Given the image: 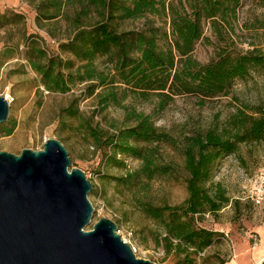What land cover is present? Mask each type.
Segmentation results:
<instances>
[{
  "label": "trees",
  "instance_id": "1",
  "mask_svg": "<svg viewBox=\"0 0 264 264\" xmlns=\"http://www.w3.org/2000/svg\"><path fill=\"white\" fill-rule=\"evenodd\" d=\"M22 1L34 9L40 28L57 19L67 22L69 34L65 40L57 39L58 53L49 51L39 36L26 39L24 59L42 89L50 94H67L84 84L82 96L93 97L96 105L93 114L116 107L124 112L126 124L105 130L93 126L91 120L80 122L77 100L73 99L59 114L60 126L66 128L68 121H78L75 130L89 140L93 150L104 154V166L123 171V176L112 179L119 187L145 189L153 182L178 179L182 171L187 191L182 204L156 206L143 197L136 200L135 207L159 226L161 232L156 233L155 243L166 254L204 252L220 235L198 228V217L215 216L230 203L222 185L212 182L213 175L219 162L237 155L240 146L264 143V102L242 104L222 127L178 139L156 127L149 115L123 102L129 97L155 99L158 111L177 97H194L203 103L229 96L236 81L264 70V52L260 50H222L206 64L192 56L202 38L203 24L210 22L218 33L217 22L229 24L242 0H178L176 6L167 0ZM255 2L264 7V0ZM148 16L168 17L169 35ZM0 21L3 26L23 25L24 18L0 14ZM136 22L140 25L133 26ZM128 24L131 27H126ZM46 33L55 38L50 31ZM160 42H164V48ZM1 127L3 135L9 137L15 125L8 120ZM162 146L177 152L182 163L165 162ZM125 157L139 166L129 171ZM90 195H94L93 186Z\"/></svg>",
  "mask_w": 264,
  "mask_h": 264
},
{
  "label": "rangeland",
  "instance_id": "2",
  "mask_svg": "<svg viewBox=\"0 0 264 264\" xmlns=\"http://www.w3.org/2000/svg\"><path fill=\"white\" fill-rule=\"evenodd\" d=\"M167 3L176 6L178 0H167ZM73 8L74 6L70 11ZM0 14L7 17L12 14L21 15L24 18L23 25L3 26L0 21V55H3L0 59V96L13 99L9 105L7 121L15 125L9 137L3 135V127L0 125V152L19 155L24 149L38 151L46 140L60 141L62 137V145L71 160L69 169L83 171L93 186L94 195H90V192L88 199L94 211L91 223L85 230H90L102 218L111 220L116 224L117 234L121 239L136 248V257L154 264H219L221 260L228 261L234 253L244 255L246 262L250 261L249 255L254 248L258 247L259 253H263L264 143L242 145L237 155L222 159L217 166L212 182L222 185L230 203L215 216L198 217L196 226L220 236L202 253L185 250L166 254L155 243L156 233L161 232L159 226L146 218L135 207V203L137 199L145 197L156 206H179L187 198L184 173L180 171L178 179L153 182L145 189L139 186L130 191L117 186L112 179L123 176V171L104 166V154L93 150L89 140L75 130L78 121H68L66 128L61 127L59 114L71 100L76 99L81 114L80 122L91 120L93 126L106 130L111 125L118 128L126 126L124 112L116 107H109L99 115L93 114L96 105L93 97L82 96L84 84L76 86L67 94L47 93L24 59L26 39L31 36L41 37L49 51L58 53L57 39L65 40L69 34L67 22L57 19L40 28L35 22L34 9L22 0H0ZM148 19L169 35L168 17L148 16ZM229 22L225 24L218 21V33L210 22L203 24L202 38L192 52L196 61L206 64L222 50L264 52V7H260L255 0H242L236 17ZM139 25L136 22L133 26ZM47 30L55 38L49 37ZM12 45L17 46V49L12 48ZM160 45L165 47L164 42H160ZM262 102L264 70H257L246 80L236 81L229 96L203 103L194 97H177L161 111H158L155 99L151 98L145 101L129 97L123 104L149 115L156 127L178 139L183 135L222 127L226 119L242 104L258 105ZM161 152L165 162L177 165L182 163L179 154L172 148L162 146ZM123 159L129 171L139 166L131 158ZM257 195L263 197L259 204L253 201Z\"/></svg>",
  "mask_w": 264,
  "mask_h": 264
},
{
  "label": "water",
  "instance_id": "3",
  "mask_svg": "<svg viewBox=\"0 0 264 264\" xmlns=\"http://www.w3.org/2000/svg\"><path fill=\"white\" fill-rule=\"evenodd\" d=\"M9 104L0 96V125ZM59 140L38 151L0 152V264H154L139 259L100 219L90 230L92 184Z\"/></svg>",
  "mask_w": 264,
  "mask_h": 264
},
{
  "label": "crops",
  "instance_id": "4",
  "mask_svg": "<svg viewBox=\"0 0 264 264\" xmlns=\"http://www.w3.org/2000/svg\"><path fill=\"white\" fill-rule=\"evenodd\" d=\"M259 248H254L253 252L249 255L250 261H245L246 257L244 255H236L234 253L233 257L230 258L225 264H261L264 261V253H259ZM243 256V257H242ZM244 258V259H243ZM259 260V261H258Z\"/></svg>",
  "mask_w": 264,
  "mask_h": 264
},
{
  "label": "built area",
  "instance_id": "5",
  "mask_svg": "<svg viewBox=\"0 0 264 264\" xmlns=\"http://www.w3.org/2000/svg\"><path fill=\"white\" fill-rule=\"evenodd\" d=\"M5 100L8 102V104L10 105L13 101L12 98L6 96L5 97ZM263 197L260 196V195H257L254 197L253 201L256 203V204H259L261 201H262ZM126 243V241H124ZM129 246L131 247V250L134 254H136V248L134 246H132L131 244H129Z\"/></svg>",
  "mask_w": 264,
  "mask_h": 264
},
{
  "label": "bare ground",
  "instance_id": "6",
  "mask_svg": "<svg viewBox=\"0 0 264 264\" xmlns=\"http://www.w3.org/2000/svg\"><path fill=\"white\" fill-rule=\"evenodd\" d=\"M263 253H264V251H263ZM259 261V260H258Z\"/></svg>",
  "mask_w": 264,
  "mask_h": 264
}]
</instances>
